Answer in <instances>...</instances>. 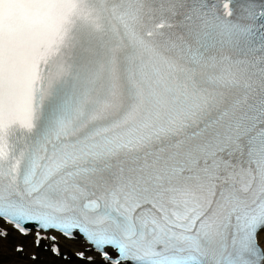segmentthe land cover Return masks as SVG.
<instances>
[{
  "label": "snow or ice",
  "instance_id": "1",
  "mask_svg": "<svg viewBox=\"0 0 264 264\" xmlns=\"http://www.w3.org/2000/svg\"><path fill=\"white\" fill-rule=\"evenodd\" d=\"M0 218L33 264H264V0H0Z\"/></svg>",
  "mask_w": 264,
  "mask_h": 264
},
{
  "label": "bare ground",
  "instance_id": "2",
  "mask_svg": "<svg viewBox=\"0 0 264 264\" xmlns=\"http://www.w3.org/2000/svg\"><path fill=\"white\" fill-rule=\"evenodd\" d=\"M4 229H7L8 235L0 236V264H33L30 257L37 251H40L41 258L51 255L50 253H44L33 245L32 235L21 237L8 226H4ZM259 238L264 244V229L259 233ZM59 244L66 254L74 258H76V254L85 250L79 240H66L60 238ZM19 245L24 246L23 253H18L16 251V247Z\"/></svg>",
  "mask_w": 264,
  "mask_h": 264
}]
</instances>
